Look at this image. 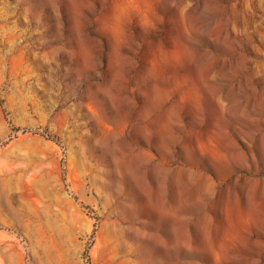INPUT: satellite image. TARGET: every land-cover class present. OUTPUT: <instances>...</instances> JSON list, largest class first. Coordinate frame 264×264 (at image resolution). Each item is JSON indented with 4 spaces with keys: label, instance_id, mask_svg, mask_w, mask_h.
Wrapping results in <instances>:
<instances>
[{
    "label": "rangeland",
    "instance_id": "obj_1",
    "mask_svg": "<svg viewBox=\"0 0 264 264\" xmlns=\"http://www.w3.org/2000/svg\"><path fill=\"white\" fill-rule=\"evenodd\" d=\"M0 264H264V0H0Z\"/></svg>",
    "mask_w": 264,
    "mask_h": 264
}]
</instances>
